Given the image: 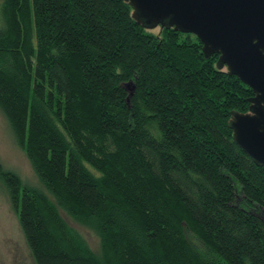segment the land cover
<instances>
[{"label":"trees","instance_id":"1","mask_svg":"<svg viewBox=\"0 0 264 264\" xmlns=\"http://www.w3.org/2000/svg\"><path fill=\"white\" fill-rule=\"evenodd\" d=\"M131 10L0 0V110L55 202L0 164L34 264H264V167L227 124L251 87L194 34L154 33Z\"/></svg>","mask_w":264,"mask_h":264},{"label":"water","instance_id":"2","mask_svg":"<svg viewBox=\"0 0 264 264\" xmlns=\"http://www.w3.org/2000/svg\"><path fill=\"white\" fill-rule=\"evenodd\" d=\"M125 1L136 23L194 34L205 58L218 53L216 66L251 87L247 111L231 110L227 124L240 150L264 167V0ZM124 87L129 102L133 84Z\"/></svg>","mask_w":264,"mask_h":264},{"label":"rangeland","instance_id":"3","mask_svg":"<svg viewBox=\"0 0 264 264\" xmlns=\"http://www.w3.org/2000/svg\"><path fill=\"white\" fill-rule=\"evenodd\" d=\"M149 30L159 32L155 26ZM0 164L6 169L14 172L22 183L35 186L43 190L54 202L53 196L44 187L26 158L23 150L17 143L15 136L0 110ZM55 203V202H54ZM58 211L64 220L86 241L89 248L100 255L99 238L96 232L80 223L74 217L58 207ZM264 217V213H262ZM185 236L189 242L201 253L209 256L202 242L188 229ZM0 264H34L27 246L25 244L21 229L19 227L15 210L9 200L6 186L0 178Z\"/></svg>","mask_w":264,"mask_h":264}]
</instances>
